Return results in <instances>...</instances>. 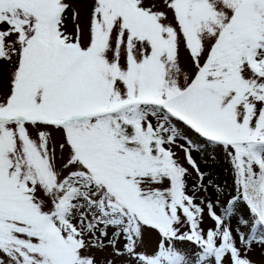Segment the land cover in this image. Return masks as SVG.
<instances>
[{
    "label": "snow or ice",
    "instance_id": "obj_1",
    "mask_svg": "<svg viewBox=\"0 0 264 264\" xmlns=\"http://www.w3.org/2000/svg\"><path fill=\"white\" fill-rule=\"evenodd\" d=\"M91 5L85 42L72 0H0V264H97L87 253L108 248L123 264H253L264 0ZM217 150L230 189L193 155Z\"/></svg>",
    "mask_w": 264,
    "mask_h": 264
},
{
    "label": "rangeland",
    "instance_id": "obj_2",
    "mask_svg": "<svg viewBox=\"0 0 264 264\" xmlns=\"http://www.w3.org/2000/svg\"><path fill=\"white\" fill-rule=\"evenodd\" d=\"M146 3L149 6H154V10H164V0H146ZM72 6H73V9H75L79 13L78 23L80 27L83 29L84 40L85 42H87L88 19H89V15L91 11V6H92L91 0H72ZM67 24H68V31L70 33L75 34V24L72 20L71 13H69ZM180 63H181L182 68H184V70L191 73L193 69L191 68V65L189 64L188 59H187V54L183 51V49H181ZM0 69L3 70L5 94H6L7 76H8V72L10 71V65L6 61L0 60ZM193 155H194V158L197 160V163L200 165L201 171L210 172L212 174V177L216 180L217 183H220L222 185L226 184L229 189L231 188L232 179H230L231 176L229 174V165L227 164L222 152L217 150L214 153V155L216 156L215 161L211 160L208 154L196 155L194 153ZM201 157H204V158L206 157L207 163L201 161L200 160ZM180 158H181V162L183 163V165L186 168H188L189 171L192 173L191 177L188 178L187 180V183L189 187L191 188L196 179V173L191 169V167L186 163V161H184L182 152H180ZM214 174L216 177H214ZM191 194L192 193L189 192V195ZM197 195L198 197H203L205 193L200 192ZM212 199L213 200L216 199L215 194H213ZM225 202H226L225 198H221L219 201L221 205L225 204ZM218 211H220V209H218ZM234 215L237 218L239 217V213H234ZM232 225L233 227H236L235 218L232 220ZM204 227L206 229L209 227H214V222L211 219L207 218V216L205 218ZM242 231L247 233L248 229L245 228V229H242ZM155 239H156L155 234L146 235V243L150 245L154 244ZM238 246H239V242H238ZM87 254L95 256L97 264H102V262L106 264V262L109 259L115 260L116 264H123V260H124L123 257H114L112 255L111 248H108L105 251H98V250L93 249L91 253H87ZM247 257L251 261H253V264H264V248H261L260 246L254 244L253 250L247 252Z\"/></svg>",
    "mask_w": 264,
    "mask_h": 264
},
{
    "label": "trees",
    "instance_id": "obj_3",
    "mask_svg": "<svg viewBox=\"0 0 264 264\" xmlns=\"http://www.w3.org/2000/svg\"><path fill=\"white\" fill-rule=\"evenodd\" d=\"M205 158H206V157H205ZM205 158H204V157H201L200 160L203 161V162H205V161H207V158H206V159H205ZM214 177H216L215 174H214ZM230 179H231V178H230Z\"/></svg>",
    "mask_w": 264,
    "mask_h": 264
}]
</instances>
